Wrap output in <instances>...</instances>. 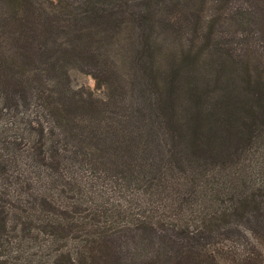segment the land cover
I'll use <instances>...</instances> for the list:
<instances>
[{"label": "trees", "instance_id": "trees-1", "mask_svg": "<svg viewBox=\"0 0 264 264\" xmlns=\"http://www.w3.org/2000/svg\"><path fill=\"white\" fill-rule=\"evenodd\" d=\"M0 264H264V0H0Z\"/></svg>", "mask_w": 264, "mask_h": 264}, {"label": "rangeland", "instance_id": "rangeland-1", "mask_svg": "<svg viewBox=\"0 0 264 264\" xmlns=\"http://www.w3.org/2000/svg\"><path fill=\"white\" fill-rule=\"evenodd\" d=\"M235 45H239L238 43H235ZM72 77L74 80V83L76 84H87L89 87H91L97 94H103L106 90V87L102 83H98L97 79L90 73L84 72L79 69H73L72 70Z\"/></svg>", "mask_w": 264, "mask_h": 264}]
</instances>
